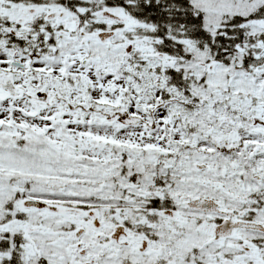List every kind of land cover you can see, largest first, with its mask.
<instances>
[{
  "label": "snow or ice",
  "instance_id": "obj_1",
  "mask_svg": "<svg viewBox=\"0 0 264 264\" xmlns=\"http://www.w3.org/2000/svg\"><path fill=\"white\" fill-rule=\"evenodd\" d=\"M0 264H264V0H0Z\"/></svg>",
  "mask_w": 264,
  "mask_h": 264
}]
</instances>
